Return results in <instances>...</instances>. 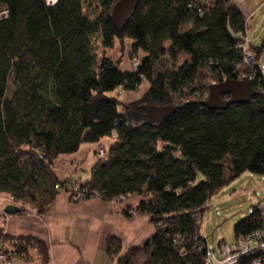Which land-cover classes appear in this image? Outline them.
Segmentation results:
<instances>
[{"label":"trees","instance_id":"obj_1","mask_svg":"<svg viewBox=\"0 0 264 264\" xmlns=\"http://www.w3.org/2000/svg\"><path fill=\"white\" fill-rule=\"evenodd\" d=\"M55 1L0 0V201L43 213L66 190L56 157L113 136L89 182L77 183L83 198L123 196V214L146 216L154 231L125 253L109 236L107 254L116 264H204L207 201L245 172L264 176V76L259 47L249 44L254 59L243 62L245 16L235 0H133L118 31L110 18L118 0ZM116 39L140 56L135 69L106 56ZM245 75L255 90L248 103L201 105L211 83ZM142 80L138 99L119 100L118 90ZM148 106L172 112L155 122ZM263 211L254 204L235 222V238L262 228ZM31 249L48 261L43 240L10 236L0 223V255L29 259Z\"/></svg>","mask_w":264,"mask_h":264},{"label":"crops","instance_id":"obj_2","mask_svg":"<svg viewBox=\"0 0 264 264\" xmlns=\"http://www.w3.org/2000/svg\"><path fill=\"white\" fill-rule=\"evenodd\" d=\"M240 2L236 3L244 15L249 9L244 0ZM126 70H130L129 66ZM142 82L147 81L142 80L135 90H118L123 101L138 99L141 94L137 96L136 91H141ZM146 85L147 88L148 83ZM98 146L83 144L73 153L58 155L53 162L55 176L66 187L87 184L91 167L98 159ZM5 206L0 202L1 209ZM0 223L10 236H32L43 240L48 248V261L44 264H116V258L106 252L109 236L120 240L122 253H125L143 245L154 231L146 216L135 213L126 217L123 204L117 199L104 201L91 196L72 201L67 191H59L41 214L29 210L10 214L7 218L0 214ZM9 264H40V261L31 249L29 259L14 257Z\"/></svg>","mask_w":264,"mask_h":264},{"label":"rangeland","instance_id":"obj_3","mask_svg":"<svg viewBox=\"0 0 264 264\" xmlns=\"http://www.w3.org/2000/svg\"><path fill=\"white\" fill-rule=\"evenodd\" d=\"M47 1L51 2L53 0ZM241 1L243 3V0ZM244 1L249 10L248 13L244 14L245 34H239V36L240 38H244L245 36L251 45L260 48L258 64L264 76V0ZM235 2L241 4L240 0H235ZM53 4L54 3L49 5ZM95 39L96 47L94 52L96 56H98L102 51V47L97 36H95ZM249 43L247 45L243 43L244 49L247 52L254 54L253 51L248 49ZM129 48V42L121 44L119 40L116 39L114 47L106 49V56L112 60H116L121 56V68L126 70V66H129L130 70H133L137 67L136 62H138L140 56L137 55L130 58ZM142 83L143 84L139 87V90L141 91H136L137 96L143 94L148 82ZM116 93L117 90L110 94L115 95ZM119 100H124L123 95L119 94ZM118 109L121 111L122 106H119ZM113 139V136H105L100 140V143H98L99 146L96 150L97 158L100 157L97 155V151L103 149V147L108 148L113 142ZM86 145L91 144L86 143ZM0 202L5 203V201ZM254 204L258 205L259 208H264V176L260 174L245 172L212 195L207 201V209L202 217L201 229L203 236L206 238L207 244L212 248H215L221 240L232 244L235 241L233 224L241 220L243 217L248 216L251 213ZM1 210L2 209L0 208V211Z\"/></svg>","mask_w":264,"mask_h":264},{"label":"built area","instance_id":"obj_4","mask_svg":"<svg viewBox=\"0 0 264 264\" xmlns=\"http://www.w3.org/2000/svg\"><path fill=\"white\" fill-rule=\"evenodd\" d=\"M46 3L52 4V2L47 0ZM6 16L7 11L4 9L0 10V18H4ZM243 39L244 43L247 45L249 41L245 38V36ZM253 59L254 54L247 52L244 49V64H248L253 61ZM136 65H138V62H136ZM248 77L250 79L253 78L252 75H248ZM105 154L104 149H99L97 151V155L100 157H104ZM55 188H59V185H55ZM65 189L69 193V197L72 201L83 198L84 190L81 189L79 184H75L71 187L65 186ZM0 198L6 199V197L2 196H0ZM7 199L11 200L12 198L9 197ZM116 199L121 201L123 196H119ZM29 211L35 212L34 209H30ZM0 212L3 218H7L10 215L6 213L3 208ZM10 261V258L8 259L5 256L0 255V264H9ZM204 264H264V226L262 228L238 235L232 244H229L224 240H221L215 248H212L207 244L205 249Z\"/></svg>","mask_w":264,"mask_h":264},{"label":"water","instance_id":"obj_5","mask_svg":"<svg viewBox=\"0 0 264 264\" xmlns=\"http://www.w3.org/2000/svg\"><path fill=\"white\" fill-rule=\"evenodd\" d=\"M133 7V0H118L115 2L110 18L118 31L121 30ZM254 93L252 81L247 75L241 79L226 77L208 86L207 98L201 102V105L209 110H224L232 104L248 103ZM222 95H228L229 98L223 99ZM144 111L148 119L159 122L171 114L172 108L167 106H148ZM4 211L8 214H15L18 213V208L14 205H7Z\"/></svg>","mask_w":264,"mask_h":264},{"label":"bare ground","instance_id":"obj_6","mask_svg":"<svg viewBox=\"0 0 264 264\" xmlns=\"http://www.w3.org/2000/svg\"><path fill=\"white\" fill-rule=\"evenodd\" d=\"M55 0L51 1L52 3H54Z\"/></svg>","mask_w":264,"mask_h":264}]
</instances>
